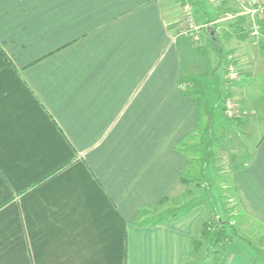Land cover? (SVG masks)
<instances>
[{
	"label": "crops",
	"instance_id": "obj_1",
	"mask_svg": "<svg viewBox=\"0 0 264 264\" xmlns=\"http://www.w3.org/2000/svg\"><path fill=\"white\" fill-rule=\"evenodd\" d=\"M189 1L196 41L167 0H0V264H186L203 205L160 210L196 160L206 170L183 143L228 52L254 137L230 180L264 224V38L243 16L207 30L260 0ZM230 245L223 264H251Z\"/></svg>",
	"mask_w": 264,
	"mask_h": 264
},
{
	"label": "rangeland",
	"instance_id": "obj_2",
	"mask_svg": "<svg viewBox=\"0 0 264 264\" xmlns=\"http://www.w3.org/2000/svg\"><path fill=\"white\" fill-rule=\"evenodd\" d=\"M169 2L171 14L179 18L178 29L183 34L185 22L180 11L182 5L190 1L167 0L166 3ZM223 2L217 6H223ZM226 8L227 10H222L209 19L211 25L230 19L229 13L234 9ZM196 34L199 37L198 31ZM216 93L207 98V110H204L206 103L199 105L198 116L201 117L202 127L193 139L189 138L183 143V146L193 145L194 153L191 154L194 156L208 153L206 170L202 171L201 158L198 159L199 163L195 159L192 176L190 173H183L185 178H192L191 182L182 185L181 190L174 194L172 200L161 206L160 211L182 213L196 204H202L204 212L197 222L200 226L205 220H210L212 224L217 217L228 221L235 230L232 241L239 245V250L247 254L251 264H264V224L250 215L230 180L233 167L247 162L252 147L248 143H251L254 137L253 134H247L246 128L239 122L242 115L241 101L237 100L236 104L239 107L237 114L230 119L222 111L223 92ZM227 233L231 234L228 229ZM202 244L203 246H200L186 264L224 263L225 257H215L210 248H206V243ZM227 245L231 247L230 243ZM216 247L218 248V245ZM206 250L209 251V255ZM223 253L226 254L227 250Z\"/></svg>",
	"mask_w": 264,
	"mask_h": 264
},
{
	"label": "built area",
	"instance_id": "obj_3",
	"mask_svg": "<svg viewBox=\"0 0 264 264\" xmlns=\"http://www.w3.org/2000/svg\"><path fill=\"white\" fill-rule=\"evenodd\" d=\"M224 0H207L208 3L215 6L219 5ZM182 18L185 22L183 31L192 36L193 40L198 39L196 32L200 28L194 20V13L192 5L189 2H185L181 7ZM229 18L236 16H243L248 21V30L253 37H263L264 38V0L257 1L250 5H245L239 9L231 11L229 13ZM263 28V29H262ZM226 66H225V78L223 86V97L221 101L223 114L232 118L236 116L238 111V105L236 104L237 100L231 92V85L237 79V67H236V57L233 53L229 52L226 57ZM237 108V110H236Z\"/></svg>",
	"mask_w": 264,
	"mask_h": 264
},
{
	"label": "trees",
	"instance_id": "obj_4",
	"mask_svg": "<svg viewBox=\"0 0 264 264\" xmlns=\"http://www.w3.org/2000/svg\"><path fill=\"white\" fill-rule=\"evenodd\" d=\"M213 37L214 36L212 34L210 35L208 33L210 43H212L211 38ZM218 50L219 49L217 48L216 51ZM228 53H226V57ZM183 182L185 181L183 180ZM208 194L210 195L209 192ZM210 222V220H205L203 223H201L202 226L200 228V237L194 240L193 250L197 251L204 241L206 243V248H210V251L215 254V257H225L223 251H228L229 247L227 244H229L234 239L235 230L228 221H225L220 217H217L215 220H213L212 224ZM227 229L230 231L231 234L227 233ZM217 245L218 248L216 247Z\"/></svg>",
	"mask_w": 264,
	"mask_h": 264
},
{
	"label": "water",
	"instance_id": "obj_5",
	"mask_svg": "<svg viewBox=\"0 0 264 264\" xmlns=\"http://www.w3.org/2000/svg\"><path fill=\"white\" fill-rule=\"evenodd\" d=\"M207 30L210 32V33H213L215 31V28L212 26V25H209L207 27Z\"/></svg>",
	"mask_w": 264,
	"mask_h": 264
}]
</instances>
